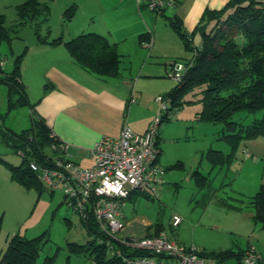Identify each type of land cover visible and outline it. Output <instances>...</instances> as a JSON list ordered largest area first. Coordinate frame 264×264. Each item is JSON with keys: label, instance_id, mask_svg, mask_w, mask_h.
<instances>
[{"label": "rangeland", "instance_id": "374dc122", "mask_svg": "<svg viewBox=\"0 0 264 264\" xmlns=\"http://www.w3.org/2000/svg\"><path fill=\"white\" fill-rule=\"evenodd\" d=\"M25 1L0 0V13L4 15L7 27L15 29L18 20L16 6ZM48 2L50 15L49 20L40 26L42 35L46 34L47 26H50L54 32L61 27L59 19L63 9L59 5V0H48ZM173 8L168 7L164 10V14L170 15ZM145 10L149 11L159 23H167L160 13ZM205 25L209 30L213 23L209 21ZM12 34L16 36H13L11 41L0 44V68L6 73L12 70L15 57L25 48H32L36 43L34 21H26V24L17 28L16 33ZM200 40V35L196 33L193 37V46L197 47ZM131 43L129 40L128 44ZM189 54L186 60L191 58V53ZM141 59L139 53L131 55L132 76H135V70L140 66ZM176 62L182 63V61ZM172 64L165 67L166 71L164 64L147 66L144 70L157 71L161 68L157 72H161L162 75L154 78L156 81L154 85H142L140 90H146L150 94L159 83H166V88L170 84L172 87L175 86L177 83L170 75ZM28 67L24 71L27 78V82L24 83L30 89V94L47 91L45 85L49 82L43 79L44 68L35 69L32 62ZM202 88L204 87L187 93L186 98L192 99L197 95L199 97L198 93ZM7 92V86L0 84V158L12 165H18L22 161L21 155L2 138V132L10 129L19 132L28 128L31 125L29 106L9 111ZM158 96L160 95L155 96V102L159 111L161 103L156 100ZM200 109L199 102L184 104L170 114V121L159 125L162 134V153L157 163L166 169L165 184L157 197L146 191L132 194L131 198L125 201L124 206H120V212L126 217L125 220L129 221L130 227L127 228L134 231L138 237L141 236L143 225L159 224L170 239L176 242L192 237L197 245L206 243L217 248L234 250L253 247L264 257V226L253 221L255 209L250 203L259 186L264 185V137L242 140L232 151L224 140L218 139L223 124L195 120L194 115ZM261 114L260 111L256 113L239 111L233 114L232 120L246 126L261 118ZM209 148L220 150L225 155L234 152L232 161L229 165L212 169L205 158ZM44 151L52 154L48 147L44 148ZM3 160H0L2 218L0 257L8 239L19 234L26 238L43 236L44 243L41 245L36 264H42L45 256L54 254L56 255L54 264H94L91 255L87 252L73 254L68 249L69 243L84 245L89 239H94V234L87 229L78 214L64 203L60 188L52 189L41 181L40 191L34 188L27 190L11 181L10 172ZM177 161L182 162L183 168L169 169ZM196 168L209 177L208 189L199 190L195 186L191 173ZM227 203L236 208H226ZM175 214L181 217L182 222L178 227L173 228L171 223ZM91 227L95 230L94 225Z\"/></svg>", "mask_w": 264, "mask_h": 264}, {"label": "trees", "instance_id": "16d2710c", "mask_svg": "<svg viewBox=\"0 0 264 264\" xmlns=\"http://www.w3.org/2000/svg\"><path fill=\"white\" fill-rule=\"evenodd\" d=\"M16 11L18 20L15 29L5 25L4 15L0 13V44L11 41V38L16 36L12 33H16V29L26 24V21H34L37 43L51 45L62 43L75 63L95 75L103 77L120 75L121 56L116 51L115 45L105 36L85 32L65 42L61 38L48 41L46 35L40 34V26L48 21L50 15V6L46 0H26L16 6ZM74 11L75 6L66 9L63 13L64 20H69ZM157 13L166 19L187 51L193 52V37L196 33L200 35L201 40L197 45L196 54L189 60L183 61L187 63L192 60V63L182 81L169 92L161 95L167 103L165 109L159 110L160 118L155 139L156 160H159L162 153L161 138L158 135L159 125L170 121V114L173 111L193 102L201 104L200 111L195 113L196 121L223 124L218 139L224 140L232 151L242 140L264 137V0H228L218 10L205 9L199 22L189 33L185 31L182 21L176 15L167 16L164 10ZM209 21L213 25L208 30L205 24ZM46 32H49V28ZM143 36L147 35H140V39ZM25 54L26 48L15 57L10 72L6 73L0 68V84L8 88L9 111L24 106L32 107L26 86L21 81V62ZM201 87L204 88L199 91V97L196 94L195 98H186L187 93ZM239 111L249 113L260 111L262 116L252 124L243 126L232 120L233 114ZM51 132L45 121L37 114H32L31 125L28 128L19 132L11 129L2 132V138L8 141L7 143L15 148L22 158L18 165H12L0 158L10 172L11 181L27 190L33 188L37 191L41 190V180L38 173L30 168V163L33 161L39 167H50L57 159L66 158L67 149L60 147L61 141L52 137ZM46 147L50 148L52 154L44 151ZM233 153L225 155L220 150L209 148L205 158L213 169L217 166L229 165ZM170 168H183V164L177 161ZM163 169L165 176L166 169ZM191 179L199 190L208 189L210 186L209 177L203 175L198 168L191 173ZM63 199L65 203V198ZM250 203L255 209L253 221L264 226V185L259 186ZM226 208L233 209L236 206L227 203ZM81 221L91 233L96 232V229L93 230L91 227L94 225L91 220ZM1 223L0 216V230ZM151 227L152 231L148 235L163 231L159 224ZM42 238L43 236L26 238L19 234L13 235L8 239L7 246L1 254L0 264H36L41 245L44 243ZM68 249L73 254L87 252L91 255L94 264L118 263V260L106 257L105 247L98 245L95 238L89 239L84 245L69 243ZM245 250L225 249L200 253L214 257L220 264H224L231 257L240 260ZM55 256V254L45 256L42 264H54ZM258 264H264V261L261 259Z\"/></svg>", "mask_w": 264, "mask_h": 264}, {"label": "crops", "instance_id": "0c3cea01", "mask_svg": "<svg viewBox=\"0 0 264 264\" xmlns=\"http://www.w3.org/2000/svg\"><path fill=\"white\" fill-rule=\"evenodd\" d=\"M227 1L175 0L176 5L167 16L179 17L183 28L189 33L205 9L218 10ZM59 5L63 9L59 19L61 27L55 32L50 26L46 27L49 32L44 36L48 41L61 38L65 42L81 33L93 32L105 36L121 56L120 75L117 77L98 76L85 70L72 60L62 43L51 45L36 41L32 48H26L22 59L23 83L27 82L24 71L29 68L30 62L35 69L44 68L43 79L49 82L45 85L48 90L41 94H30V89L24 83L29 100L32 101V107H29L30 121L32 114L41 117L55 137L68 145L66 157L82 167H88L93 165L88 150L103 137L118 138L124 125L135 133H144L159 112L155 96L164 95L174 87L170 84L166 88V83H159L150 94L140 90L142 85H154V78L162 75L157 72L161 68L157 71L144 69L164 64L166 71L168 64L183 62L190 54L168 23H159L145 7L138 6L135 0H59ZM71 6H75V11L65 21L63 13ZM143 34L147 36L140 39ZM129 40L131 44H128ZM136 53L142 59L135 70V76H132L131 55ZM158 135L162 141L159 130ZM121 219L130 227L123 214ZM143 226L140 235H148L152 231L151 225ZM194 240L189 237L179 243L193 244L200 252L228 249L206 243L197 245ZM261 258L264 261L263 255ZM239 261V258L231 257L224 264H239Z\"/></svg>", "mask_w": 264, "mask_h": 264}, {"label": "built area", "instance_id": "2783aa9c", "mask_svg": "<svg viewBox=\"0 0 264 264\" xmlns=\"http://www.w3.org/2000/svg\"><path fill=\"white\" fill-rule=\"evenodd\" d=\"M135 1L156 13L176 5L175 0ZM197 49L193 48V56ZM191 63L172 64L170 75L176 83L182 81ZM156 100L161 103L159 110L165 109L167 100L161 95ZM159 118L160 112L142 134L124 125L118 138L100 139L87 153L92 166L82 167L67 157L50 167H39L33 161L29 166L47 186L60 188L65 203L81 220L93 222L95 242L103 245L106 257L118 260L117 264H220L216 258L201 254L195 245L170 239L164 231L138 237L121 219L119 208L134 192L146 191L157 197L162 188L164 169L157 163L155 148ZM67 146L60 144L62 149ZM181 222L175 214L171 226L176 228ZM261 259L253 247H247L239 264H258Z\"/></svg>", "mask_w": 264, "mask_h": 264}]
</instances>
